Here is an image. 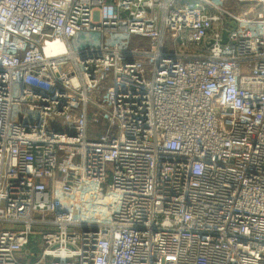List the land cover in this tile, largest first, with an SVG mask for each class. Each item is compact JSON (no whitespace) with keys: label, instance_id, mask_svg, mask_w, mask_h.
Masks as SVG:
<instances>
[{"label":"built area","instance_id":"built-area-1","mask_svg":"<svg viewBox=\"0 0 264 264\" xmlns=\"http://www.w3.org/2000/svg\"><path fill=\"white\" fill-rule=\"evenodd\" d=\"M0 264H264V0H0Z\"/></svg>","mask_w":264,"mask_h":264},{"label":"trees","instance_id":"trees-1","mask_svg":"<svg viewBox=\"0 0 264 264\" xmlns=\"http://www.w3.org/2000/svg\"><path fill=\"white\" fill-rule=\"evenodd\" d=\"M29 247L31 248V250H32V252H33L34 254L37 253V247H36V245L34 244V241L31 242V244H30ZM26 262H27V263H34V262H35V259H34V258H27V259H26Z\"/></svg>","mask_w":264,"mask_h":264},{"label":"rangeland","instance_id":"rangeland-1","mask_svg":"<svg viewBox=\"0 0 264 264\" xmlns=\"http://www.w3.org/2000/svg\"><path fill=\"white\" fill-rule=\"evenodd\" d=\"M83 37H86L85 35ZM137 45V39L135 37L131 38V41L128 43L129 48H133ZM35 240V236H34Z\"/></svg>","mask_w":264,"mask_h":264},{"label":"water","instance_id":"water-1","mask_svg":"<svg viewBox=\"0 0 264 264\" xmlns=\"http://www.w3.org/2000/svg\"><path fill=\"white\" fill-rule=\"evenodd\" d=\"M227 41H228V32L225 30V31L223 32V36H222L221 43H222V44H226Z\"/></svg>","mask_w":264,"mask_h":264}]
</instances>
